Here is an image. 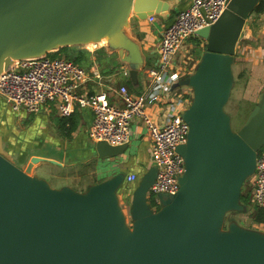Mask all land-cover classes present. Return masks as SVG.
I'll return each mask as SVG.
<instances>
[{
    "label": "water",
    "instance_id": "1",
    "mask_svg": "<svg viewBox=\"0 0 264 264\" xmlns=\"http://www.w3.org/2000/svg\"><path fill=\"white\" fill-rule=\"evenodd\" d=\"M260 1L228 0L212 25L196 31L205 52L175 85L192 89L182 110L187 140L177 147L185 171L176 193L160 194L158 209L148 198L155 164L141 175L125 209L118 193L124 171L83 191L53 187L31 169L61 160L31 154L19 164L0 128V264H264V230L236 220L225 228L227 212L244 211L242 189L264 147V88L238 130L225 110L237 44ZM170 9V0H0V75L20 60L96 45L99 53H117L136 87L147 58L130 16L146 20ZM129 145L89 144L100 157L123 154Z\"/></svg>",
    "mask_w": 264,
    "mask_h": 264
},
{
    "label": "built area",
    "instance_id": "2",
    "mask_svg": "<svg viewBox=\"0 0 264 264\" xmlns=\"http://www.w3.org/2000/svg\"><path fill=\"white\" fill-rule=\"evenodd\" d=\"M227 1L191 0L187 7L180 10L162 32L157 62L149 69L151 86L140 94L131 91L125 84L114 88L122 103L120 105L111 102L104 90L81 92L87 80L92 77L101 79L102 73L96 65L87 69L64 56L47 55L18 61L14 67L1 73L0 97L16 113L38 112L43 104L49 102L58 103L63 117H69L77 109L90 108L94 117L88 134L94 142H130L134 133L133 123L142 121L149 134L152 164L158 168L148 198L152 208L158 209L161 193L174 194L179 190L178 178L185 171V161L177 147L187 140L189 132L182 110L190 104L191 97L177 93V98L172 99L173 84L181 77L179 71L172 68L173 59L198 29L212 25L219 18ZM148 19L153 21L155 15H150ZM166 101L169 115L164 123L158 124L148 105ZM138 178L134 172L125 177L128 182ZM250 184L255 206L264 209V147L258 153Z\"/></svg>",
    "mask_w": 264,
    "mask_h": 264
},
{
    "label": "rangeland",
    "instance_id": "3",
    "mask_svg": "<svg viewBox=\"0 0 264 264\" xmlns=\"http://www.w3.org/2000/svg\"><path fill=\"white\" fill-rule=\"evenodd\" d=\"M97 47L100 46H89L91 50H97ZM204 52L205 43H203V39L196 33L193 34L186 40L183 48L177 53L178 55L181 54L180 56L182 58V63L180 64L181 70L179 73L182 74L181 71H184L183 73L193 72ZM245 53L246 54L243 53L240 56L237 55L235 63L233 64L234 84L229 100L225 105V110L231 116V125L234 130H238L244 124L250 110L254 107L264 88V74H261L260 71L257 70V67L253 68L252 62L249 60V57L253 55H251L249 51H245ZM241 72L244 74H241ZM177 84L178 82L175 83V85ZM0 107L2 108H0V128L5 135V147L19 164L25 163V161L23 162L21 160L25 159L27 161L31 154L59 155V151L60 153L62 150L68 151V148L58 149L57 141L53 139V135L57 137L61 135L59 129L65 127L60 126V124L67 121V119L63 118L61 115L58 103L49 102L43 104L38 112L27 113L21 111L20 113H16L12 111L9 103L0 97ZM152 117L154 116L152 115ZM87 125L88 123H86L85 126L83 125V129H87ZM143 139L142 136L132 139L131 146L129 145L125 153H133L137 157L144 154L143 158H147L148 154L151 152V147L150 150H148L149 145ZM89 142L92 143L91 140H89ZM22 152L26 155L20 158ZM83 152L84 151L81 150V155ZM73 156H76V154L74 153ZM117 157L118 158L115 160L116 164L114 163L115 167L101 160V157L98 155H94L91 159L86 161H76L75 165L66 164L61 166L57 163L45 160L35 164L31 169V173L45 178L53 187L58 188L63 185L71 184L74 188L83 191L92 181H102L120 168L124 170L123 165L127 157L125 154L124 156ZM118 163L122 164L121 167L118 166ZM67 175L72 177H66ZM253 177L254 174L245 181L243 191H249L251 193L252 188L250 183ZM137 183L138 180H135L131 184L135 186ZM149 195L150 193H148V196ZM122 204L125 209H129L128 203L122 201ZM253 204H255V202H253ZM253 204L247 207L244 204V211L232 210L227 212L225 228L228 227V224L232 220H236L245 227L261 228L264 230V223H256L253 219V211L255 210L252 207Z\"/></svg>",
    "mask_w": 264,
    "mask_h": 264
},
{
    "label": "crops",
    "instance_id": "4",
    "mask_svg": "<svg viewBox=\"0 0 264 264\" xmlns=\"http://www.w3.org/2000/svg\"><path fill=\"white\" fill-rule=\"evenodd\" d=\"M190 1L191 0H170L171 9L169 10V12L164 16L155 15V19L153 21H150L148 18L146 20H141L137 16H135L134 13L131 14L130 16L131 30L134 32L142 33L143 36L142 50L147 58L145 65L139 71L138 85L136 87L132 85L129 75L127 74L126 68L117 63L118 55L116 52L99 53L96 50H91L90 48L85 47L95 55L102 54L101 57L103 59L99 61V58L97 59L96 57H94L92 58V64L90 66H85L87 69H92V67L95 65L98 66L102 73V78L101 79H97L93 77L90 78L82 85L81 92H96V91L104 90L109 94V99L111 102L120 105L122 103L119 100L118 94L114 91V88H118L120 85L125 84L130 88L131 91L138 94L147 90L148 87L151 86V77L149 75V69L152 66H154L157 62L159 44H160V38L162 32L164 31L165 27L168 26L173 21L175 15L180 10L188 6ZM203 43H205L204 39H203ZM245 51H249L251 55H253L250 56L251 58L249 57V60H251L252 62L253 68L257 67V70H259L261 74L262 73L264 74V11L259 13L253 11L246 21L245 32L243 34V37L239 40L237 44L236 53L240 56L243 53L246 54ZM180 55L181 54L175 55L173 59L174 65L172 66L173 70L177 69V71L179 72L181 70L180 64L182 63V58ZM183 72L181 71L182 73L181 77L192 73L191 71L187 73H183ZM177 93L192 98V89L188 86H175V84H173L172 99L177 98ZM167 103L168 101L159 104L156 103L154 105L153 104L148 105L151 114L154 116L153 118L158 124L164 123V121L167 119L169 115V110H168L169 107ZM76 112H79L78 126L72 132V134H70V136L65 135L63 131L59 129L62 136L60 135L59 137H57L53 135V139L57 141L59 149L68 148V151L62 150L61 153L59 151V155H51V154L45 155L47 157L61 160L62 162L61 166H64L66 164L75 165L76 161H82V160L86 161L91 159V157H93L94 155L95 156L98 155L96 152L93 153L91 147L89 146L90 144L89 140H91V138L89 137L88 132L93 122V117H94L93 111L90 108L88 109L80 108L77 109L74 113ZM86 123H88L87 125L88 128L83 129V125L85 126ZM133 130L134 133L131 137L130 144L132 143V139L140 138L142 136L144 138L143 140L149 145L148 150H150L151 143L149 139V134L143 122L140 120L135 121L133 123ZM81 150L84 151L82 155H81ZM74 153L76 154V156H73ZM124 154L127 157L123 165L124 170L120 168L117 171L120 170L124 171L126 175L132 172L134 173L137 172L139 173V175H141L152 165L151 152L150 154H148L147 158H143L144 154H142V156L140 157H137L133 153L132 154L123 153L122 155H117V156L121 157L124 156ZM117 156L101 157V160H104L108 164L113 165V167H115L114 163L116 164L115 160L118 158ZM121 165H122L121 163H118V166L121 167ZM66 177L71 178L72 176L67 175ZM250 186L252 188V184ZM118 193L121 198V203L122 201L128 203L129 199L127 198V196H124L125 194L120 192V188L118 189ZM257 229H261V228H257Z\"/></svg>",
    "mask_w": 264,
    "mask_h": 264
},
{
    "label": "trees",
    "instance_id": "5",
    "mask_svg": "<svg viewBox=\"0 0 264 264\" xmlns=\"http://www.w3.org/2000/svg\"><path fill=\"white\" fill-rule=\"evenodd\" d=\"M264 11V0H261L260 3L256 6L254 12H262ZM48 55H51V57H66L68 59L73 60L74 62L82 65V66H90L92 64V58L96 57L97 59L99 58V61L101 59H103L101 57L102 54H97L95 55L94 53H92L91 51H89L86 48H77V47H62L60 48L58 51L53 52V53H48ZM237 53L235 55V60L237 57ZM235 63V61H234ZM241 74H244L243 72H241ZM240 74V75H241ZM78 116H79V112H76L74 114H72L69 117H63L65 119H67V121H61L63 123L60 124V126H63L65 128H61V130L63 131V133L65 135H69L72 134V132L77 128L78 126ZM68 124V127H67ZM136 174L138 175V177L140 178L141 175H139V173L136 172ZM138 178V181H139ZM138 185V183L133 186L130 182L125 181L123 182V184L120 186V192L125 194L124 196H127L128 199L131 198L132 193L134 191V189L136 188V186ZM252 190L251 193L249 191H243L242 189V195H241V200L242 202L246 205V207L250 204H253V199H252ZM251 196V197H250ZM250 200V202H249ZM255 204H253V208L255 209L253 212V219L256 223H264V209L259 208L254 206Z\"/></svg>",
    "mask_w": 264,
    "mask_h": 264
}]
</instances>
